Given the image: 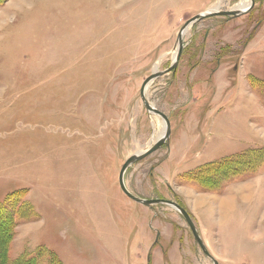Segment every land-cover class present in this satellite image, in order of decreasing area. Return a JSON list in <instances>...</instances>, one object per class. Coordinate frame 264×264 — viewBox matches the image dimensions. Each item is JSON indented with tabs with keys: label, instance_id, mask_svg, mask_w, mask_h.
Returning a JSON list of instances; mask_svg holds the SVG:
<instances>
[{
	"label": "rangeland",
	"instance_id": "obj_1",
	"mask_svg": "<svg viewBox=\"0 0 264 264\" xmlns=\"http://www.w3.org/2000/svg\"><path fill=\"white\" fill-rule=\"evenodd\" d=\"M251 1L0 0V264H264V0L165 71ZM155 68L125 183L210 254L120 186Z\"/></svg>",
	"mask_w": 264,
	"mask_h": 264
},
{
	"label": "water",
	"instance_id": "obj_2",
	"mask_svg": "<svg viewBox=\"0 0 264 264\" xmlns=\"http://www.w3.org/2000/svg\"><path fill=\"white\" fill-rule=\"evenodd\" d=\"M253 0L251 1L250 3V6L247 8V9H244V10H236V9H233V10H217V11H207V12H204V13H201V14H198L194 17H192L191 19L187 20L185 22V24L182 26L180 32H179V35H178V39H179V51H178V54L176 56V58L174 59V64H171V66L169 68H167L165 71L168 72V71H172L176 66H177V62L176 60L178 59L179 55H181V52H182V49H183V43H182V34L184 32V30L193 25L194 23H196L197 21H200L204 18H207V17H210L211 15H223V16H227V17H238L244 13H246L247 11H249L251 9V6L253 5ZM162 74H164V72L162 71H158L156 73H153L150 77H148L144 83H143V86H142V90H141V93H142V99L145 103V106L147 108V110H152L153 113L161 116L165 123H166V132H165V135L164 137L158 139L152 146H150L145 152H142V153H139V154H135V155H132L130 156V158L127 159V161L124 163L122 169H121V172H120V175H119V182H120V186L122 188V190L124 191V193L130 197L131 199L135 200L136 202H139V203H142L146 206H151V205H154V204H159V203H162V204H168V205H171L173 207H175L176 209L180 210L182 212V214L184 215L185 219L187 220L188 224L190 225L192 231H193V234H194V237H195V240L196 242L201 246V248L203 249V251L206 253V254H210L205 243L203 242L201 236L199 235L197 229H196V226L192 220V217L189 215V213L186 212V210H184L177 202L173 201V200H168V199H145V198H141L139 196H136L134 195L126 186V183H125V173L127 171V169L135 162H138L139 160L143 159L145 156L157 151L158 149H160L165 143H167L168 139H169V136H170V121H169V118L168 116L162 112L161 110L155 108L154 106H152L147 100H146V97L144 95V91H145V88L146 86L152 82L154 79L158 78L159 76H161ZM215 264H217V262H215Z\"/></svg>",
	"mask_w": 264,
	"mask_h": 264
},
{
	"label": "bare ground",
	"instance_id": "obj_3",
	"mask_svg": "<svg viewBox=\"0 0 264 264\" xmlns=\"http://www.w3.org/2000/svg\"><path fill=\"white\" fill-rule=\"evenodd\" d=\"M250 3H251V2H250ZM249 6H250V5H249ZM249 6H248V7H249ZM248 7H246V8H241V7H240V9H236V10H244V9H247ZM208 11H210V10H208ZM219 16H221V15H219ZM189 28H190V26L187 27V28L184 30V32H183V34H182L183 37H184V33H185ZM174 57H175V56H174ZM154 70H155V73L159 71L158 68H155ZM155 108H156V107H155ZM151 111H152V110H151ZM165 132H166V125H164V126L162 127V130H161L160 134L157 136V138H156V137L154 138V142H156L158 139L164 137ZM146 150H147V149H146ZM146 150H145V151H146ZM145 151H144V152H145ZM141 153H142V152H141ZM138 154H139V153H138ZM121 189H122V188H121ZM123 192H124V191H123ZM222 209H223V208H222ZM224 209H225V208H224Z\"/></svg>",
	"mask_w": 264,
	"mask_h": 264
},
{
	"label": "trees",
	"instance_id": "obj_4",
	"mask_svg": "<svg viewBox=\"0 0 264 264\" xmlns=\"http://www.w3.org/2000/svg\"><path fill=\"white\" fill-rule=\"evenodd\" d=\"M259 151H261V150H259ZM252 152V151H251ZM257 152V151H256ZM247 152H244V153H241V154H239V155H235V156H233V157H235V159H236V157L237 156H240V155H242V154H246ZM232 157V158H233ZM15 262H17V261H21V263L23 262V263H25V264H38V260H31V259H28V260H17V258H16V260H14Z\"/></svg>",
	"mask_w": 264,
	"mask_h": 264
},
{
	"label": "crops",
	"instance_id": "obj_5",
	"mask_svg": "<svg viewBox=\"0 0 264 264\" xmlns=\"http://www.w3.org/2000/svg\"><path fill=\"white\" fill-rule=\"evenodd\" d=\"M122 1L126 2V1H128V0H122ZM224 202H226V200H224ZM224 208H225V209H224V212H225V210H226V205H225ZM225 213H226V212H225Z\"/></svg>",
	"mask_w": 264,
	"mask_h": 264
}]
</instances>
